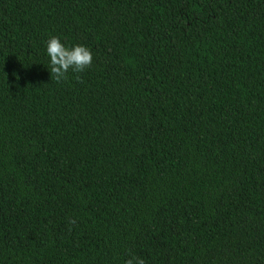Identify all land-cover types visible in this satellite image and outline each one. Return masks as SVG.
Here are the masks:
<instances>
[{
	"label": "trees",
	"instance_id": "16d2710c",
	"mask_svg": "<svg viewBox=\"0 0 264 264\" xmlns=\"http://www.w3.org/2000/svg\"><path fill=\"white\" fill-rule=\"evenodd\" d=\"M130 256L264 264V0H0V264Z\"/></svg>",
	"mask_w": 264,
	"mask_h": 264
},
{
	"label": "clouds",
	"instance_id": "9594fccd",
	"mask_svg": "<svg viewBox=\"0 0 264 264\" xmlns=\"http://www.w3.org/2000/svg\"><path fill=\"white\" fill-rule=\"evenodd\" d=\"M47 55L50 57L51 80L54 78L57 83L67 79L69 70L75 73H82L92 64L91 50L83 45L66 47L58 37H51L47 41ZM79 78V77H77ZM70 223H75L74 220ZM125 264H145V261L136 256H130Z\"/></svg>",
	"mask_w": 264,
	"mask_h": 264
}]
</instances>
